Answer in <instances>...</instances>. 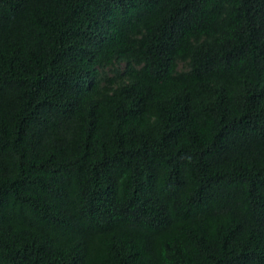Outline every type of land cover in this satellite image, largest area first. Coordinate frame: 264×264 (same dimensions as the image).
Segmentation results:
<instances>
[{
	"label": "trees",
	"instance_id": "trees-1",
	"mask_svg": "<svg viewBox=\"0 0 264 264\" xmlns=\"http://www.w3.org/2000/svg\"><path fill=\"white\" fill-rule=\"evenodd\" d=\"M0 264H264V0H0Z\"/></svg>",
	"mask_w": 264,
	"mask_h": 264
}]
</instances>
